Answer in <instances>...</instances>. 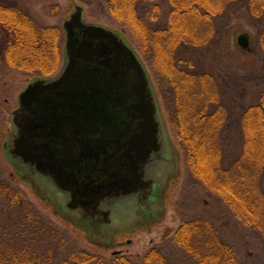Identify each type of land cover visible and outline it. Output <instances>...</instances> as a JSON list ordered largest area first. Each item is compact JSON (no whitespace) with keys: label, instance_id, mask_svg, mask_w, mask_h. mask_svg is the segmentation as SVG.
Segmentation results:
<instances>
[{"label":"trees","instance_id":"trees-1","mask_svg":"<svg viewBox=\"0 0 264 264\" xmlns=\"http://www.w3.org/2000/svg\"><path fill=\"white\" fill-rule=\"evenodd\" d=\"M81 1L90 4L89 0ZM99 1L119 26L130 33L134 26L135 32L147 38L145 20L137 5L156 0ZM168 4L170 11L162 38L156 46L152 43L153 47L150 44L140 49L147 59L154 60L159 49L165 65L164 74L157 72V76L161 85L165 83L160 97L175 144L172 142L190 177L219 197L243 227L264 240V90L258 103L239 114L242 151L227 159L222 135L229 128L228 106L219 102L215 81L190 70L192 66L188 69L170 62L177 60L183 46L197 48L209 44L216 33L214 18H225L241 9L256 24V44L264 52V0H168ZM145 13L152 17L151 11ZM0 26L8 35L5 56L11 68L48 75L58 67L60 29L54 28L50 37L51 29L36 26L17 7L1 4ZM250 46L251 43L247 51ZM0 189V196L18 216L17 222L12 219L8 225L0 224V264H106L73 245L64 249L70 241L66 231L43 218L20 190L3 186L2 182ZM169 244L180 250L186 264H243L237 249L224 243L206 218L181 222ZM162 251V246L151 247L142 264H177ZM122 260L129 264L128 258Z\"/></svg>","mask_w":264,"mask_h":264},{"label":"water","instance_id":"water-1","mask_svg":"<svg viewBox=\"0 0 264 264\" xmlns=\"http://www.w3.org/2000/svg\"><path fill=\"white\" fill-rule=\"evenodd\" d=\"M83 15L75 4L62 25L58 75L31 81L19 95L4 151L47 196L52 188L61 195V205L53 202L61 212L100 234L153 219L163 169L179 156L136 51ZM249 44L247 34L237 37L242 50Z\"/></svg>","mask_w":264,"mask_h":264},{"label":"rangeland","instance_id":"rangeland-1","mask_svg":"<svg viewBox=\"0 0 264 264\" xmlns=\"http://www.w3.org/2000/svg\"><path fill=\"white\" fill-rule=\"evenodd\" d=\"M89 2L90 4L81 0H0L1 5L17 7L36 26L51 29L52 34L48 33L50 37L53 35L54 28L62 31L61 57L58 67L39 79L55 77L63 67L65 33L62 25L69 19L75 4L84 9L83 19L86 23L101 25L120 32L136 51L148 73L161 107L166 129L174 142L164 103L160 97V89L165 83L161 85L160 78L157 76V72L163 71L164 74L165 65L159 57V49L156 50L155 60L147 59L140 49L150 44L156 46L162 34L165 33L170 11L168 0H156L151 4L137 5V11L143 15L148 30L146 39L144 34L134 31V26L130 27L131 33L122 28L123 26H119L99 0H89ZM147 11H151L152 17L146 15ZM213 25L216 33L209 44L197 48L183 46V49L178 51L177 60L170 62L179 67L192 66L190 70L199 75H207L213 82L215 81L220 97L219 102L228 106L229 128L222 135V147L226 158L232 159L239 156L244 141L238 116L249 106L258 103L264 90V52L256 44L258 28L244 9L225 18H214ZM241 34L249 36L251 43L249 51H244L237 45V37ZM12 69L11 72L14 71ZM26 75L31 78L38 74ZM13 79L18 83L17 91L23 90V81L20 78ZM17 106L18 102L16 105V102L12 101L11 113L17 109ZM11 128L13 131L12 124ZM171 162L163 169L165 178L162 182L165 183L162 186L161 207L158 208V213L153 219L136 222L132 220L131 224L117 226L115 230L103 231L99 235L94 228L81 224L77 218L70 217L67 212H61L55 206L54 201L61 205L62 197L53 188L50 191L52 196H47L45 187L39 188L31 177L15 165L8 164L3 157H0V182L3 186L6 184L23 192L43 218L67 232L70 241L64 249L73 245L80 251L101 258L106 264H125L122 260L124 258H128L129 264H142L141 260L145 252L153 246H162V253L171 261L186 264L180 250L171 246L169 240L181 222L195 218L208 219L221 240L237 249L243 264H264V240L259 234L243 227L219 197L209 193L190 177L182 156L177 165ZM262 181L264 189V174ZM159 211H161L160 214ZM12 219L15 222L18 221L16 212L0 196V224L8 225ZM98 237L104 241L95 240Z\"/></svg>","mask_w":264,"mask_h":264},{"label":"flooded vegetation","instance_id":"flooded-vegetation-1","mask_svg":"<svg viewBox=\"0 0 264 264\" xmlns=\"http://www.w3.org/2000/svg\"><path fill=\"white\" fill-rule=\"evenodd\" d=\"M1 27L2 26H0V157L5 158L8 164H12L4 151L7 148V145L9 143L10 137L13 132L11 128V124H12L11 115L16 109L11 113V103L12 101H14L16 102L17 105L19 95L25 90V88L29 85V83L35 79L41 78L42 75L38 74L36 76L34 75L31 78H29L26 75L27 73L15 69L13 72H11L12 68L9 66L5 56V50H6L5 47L8 43V35L6 32H4V30ZM13 78H20L23 81L24 83L23 90L17 91L18 83ZM95 240L104 241L99 237L95 238Z\"/></svg>","mask_w":264,"mask_h":264}]
</instances>
